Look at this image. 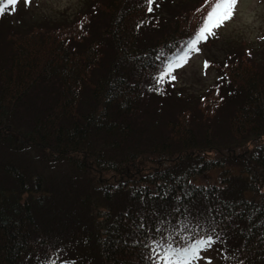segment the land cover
Here are the masks:
<instances>
[{
    "label": "trees",
    "instance_id": "trees-1",
    "mask_svg": "<svg viewBox=\"0 0 264 264\" xmlns=\"http://www.w3.org/2000/svg\"><path fill=\"white\" fill-rule=\"evenodd\" d=\"M159 1L149 12L142 0H102L103 37L83 19L18 43L13 35L2 51L0 264H47L55 252L65 264L64 250L75 264H149L136 241L189 212L217 226L226 257L238 256L231 264H264V54L228 63L188 107L193 95L152 77L157 56L182 47L208 9L146 40ZM213 170L216 182H198Z\"/></svg>",
    "mask_w": 264,
    "mask_h": 264
},
{
    "label": "rangeland",
    "instance_id": "rangeland-1",
    "mask_svg": "<svg viewBox=\"0 0 264 264\" xmlns=\"http://www.w3.org/2000/svg\"><path fill=\"white\" fill-rule=\"evenodd\" d=\"M100 1L102 0H30L29 4H25L24 0H18L15 7L9 6L1 17H6V19L2 24L0 22V57H2V51L5 48L9 53V43L15 35L18 37H14L12 42L18 43L35 35H46L72 29L83 19L90 21L85 27L89 30L90 35H94V32H101L102 36L109 22V16L105 11L98 9L96 3ZM142 1L145 2V0ZM160 1L165 5L164 8L156 4L152 15H149L150 17L142 28L141 35L146 40L151 39L163 23L160 30L166 34L177 27L179 17H190L192 13L198 11V7L201 14V6L205 4V0ZM161 9L162 11H157ZM196 22L197 20L187 27V30L184 31L185 36L188 37L192 34L197 26ZM104 43L107 49V41ZM78 47L81 46L78 45ZM199 47V53H193L187 64L175 70L173 74L176 79L172 81L175 89H183L188 96H194V103L187 105L195 109L202 101L200 96L221 81V70L227 67L228 63L242 58L249 59L251 62L254 60L255 63L258 59L257 55L264 54V0H238L233 18L227 21L223 27L217 29L215 36H209L207 42L202 43ZM7 55L4 54V56ZM205 62L208 67H205ZM156 85L160 86V84ZM31 94L29 93V96ZM82 97L84 100L89 98L88 90H83ZM171 105L172 108H175L177 102L174 101ZM23 107L21 108L23 109ZM197 180L199 183L216 182V170L198 177ZM226 246V241L219 236V241L204 255L211 260L212 264H231L238 256L228 248L229 254L226 257L224 254ZM64 251L61 253L62 260H65V264H69L71 259L68 258L72 256ZM51 258L60 259V252H55ZM76 261L78 260L76 259ZM81 263L88 264L84 261Z\"/></svg>",
    "mask_w": 264,
    "mask_h": 264
},
{
    "label": "snow or ice",
    "instance_id": "snow-or-ice-1",
    "mask_svg": "<svg viewBox=\"0 0 264 264\" xmlns=\"http://www.w3.org/2000/svg\"><path fill=\"white\" fill-rule=\"evenodd\" d=\"M17 3L18 0H0V15L9 6L15 7ZM24 3L29 4L30 0H24ZM145 3L147 10L151 12L154 0H145ZM237 3L238 0H214V2L205 0L208 10L184 45L166 57L163 52L157 56L160 64L157 66V74L152 77L156 84L174 81L176 79L173 74L175 70L187 64L193 53L200 52L199 45L206 43L209 36H215L216 30L233 18ZM205 67H208L207 62H205ZM174 211L180 212V209L176 208ZM204 219L206 221L207 218ZM167 223L171 224L170 221ZM159 224V227L148 228L143 241L139 239L136 241L138 244L142 243L146 250L145 258L149 264H201V262L212 264L204 254L219 239L217 226L214 223H209L208 227H205L200 216H192L189 212L184 220L177 219L176 224L171 225V230L164 226V220H160ZM138 227L145 229L143 219ZM47 264H56V260L49 257ZM70 264H75V262L72 261ZM239 264H244V262L240 261Z\"/></svg>",
    "mask_w": 264,
    "mask_h": 264
}]
</instances>
